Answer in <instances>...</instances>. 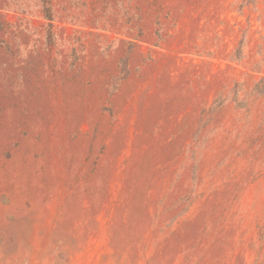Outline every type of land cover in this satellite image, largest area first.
<instances>
[{"label":"rangeland","instance_id":"1","mask_svg":"<svg viewBox=\"0 0 264 264\" xmlns=\"http://www.w3.org/2000/svg\"><path fill=\"white\" fill-rule=\"evenodd\" d=\"M0 264H264V0H0Z\"/></svg>","mask_w":264,"mask_h":264}]
</instances>
